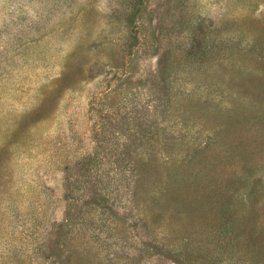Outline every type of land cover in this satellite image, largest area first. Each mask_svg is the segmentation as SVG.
<instances>
[{
	"label": "rangeland",
	"instance_id": "rangeland-1",
	"mask_svg": "<svg viewBox=\"0 0 264 264\" xmlns=\"http://www.w3.org/2000/svg\"><path fill=\"white\" fill-rule=\"evenodd\" d=\"M0 264H264V0H0Z\"/></svg>",
	"mask_w": 264,
	"mask_h": 264
}]
</instances>
